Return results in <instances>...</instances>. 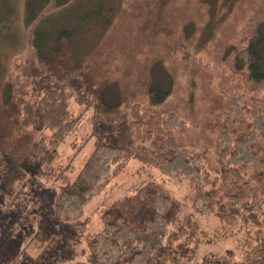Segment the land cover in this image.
<instances>
[{
    "label": "trees",
    "instance_id": "trees-1",
    "mask_svg": "<svg viewBox=\"0 0 264 264\" xmlns=\"http://www.w3.org/2000/svg\"><path fill=\"white\" fill-rule=\"evenodd\" d=\"M70 1L26 2L24 24L31 33L30 43L36 61L16 62L11 79L2 87L0 154L7 161L4 183L10 185V179L32 180L36 176L34 171L39 168L29 171L31 174L28 176V171L24 169L30 166V154L37 151V156L44 143L43 138L36 140L38 133H50L54 151L49 159L44 160L53 159L57 148L84 118V115H72L69 101L73 100L78 106L85 107L84 112H92L93 123L100 128L101 133L93 153L76 179L67 182L56 195L53 209L59 221L79 222L88 204L131 159L138 157L156 167L165 177L188 181L193 191V213L155 182L147 183L134 195L110 205L101 217L102 230L95 233L89 242L92 264H264V240L256 246L246 241L244 245L248 251L241 261L214 253L200 257L197 247H190L188 230L184 227L191 228L192 215L195 213L204 217L214 213L212 192L208 188L217 183V179L210 178L198 152L182 145L179 132L186 123L177 115L162 114L159 118L160 132L156 133L153 129L150 114L160 112L171 96L174 77L164 69L167 81L166 84H160L155 81L153 72L141 75L139 80H149L143 87L149 108L143 110L140 104L135 103L131 107L133 120H128L121 109L132 100H137L138 86L128 78H132L133 72L127 64L122 71L117 65L111 70L115 54L110 47H113V35L118 33L117 26L82 62H78L73 54V31L61 28L48 35L39 27L45 14L60 9ZM162 1L167 3L168 0ZM195 3L198 10L201 4L208 7L203 0H195ZM219 4L220 12L227 10L228 0H219ZM162 6L144 0L138 6L132 5L122 11L129 14H122V20L130 21L131 17L133 21L132 26H129L128 39L130 37L135 44L122 49L123 58L128 55L130 59H136L139 40L134 41L133 37L149 38L151 34L160 37L159 34L166 31L159 26L155 12L156 9L161 10ZM115 15L112 11L99 8L87 17L101 20L105 25L110 20L109 25H112ZM211 21H202L196 25L197 29L194 26L193 35L187 37V44L194 47L197 54L206 52L207 46L215 41L220 24L214 17ZM191 23V20L188 21L184 29ZM245 42L227 54L232 68L220 93L223 107L214 117L215 152L223 176L231 183L241 185L247 192L259 196L255 203L254 218L260 217L264 222V100L258 93L259 89H264V23ZM243 73L252 83L253 90L236 85L235 79H240ZM113 74L118 75L116 79L126 77V82L113 80ZM111 86L116 90L115 101L106 96V90ZM194 100L191 92L187 102L190 109L194 106ZM134 136L143 144L156 141L155 148H143V155L134 154L131 150ZM242 201L238 195L231 198L233 211L237 213ZM232 218L237 220L234 216Z\"/></svg>",
    "mask_w": 264,
    "mask_h": 264
},
{
    "label": "rangeland",
    "instance_id": "rangeland-1",
    "mask_svg": "<svg viewBox=\"0 0 264 264\" xmlns=\"http://www.w3.org/2000/svg\"><path fill=\"white\" fill-rule=\"evenodd\" d=\"M140 1L144 0H71L60 9L45 14L39 27L48 35L61 28L73 31V54L78 62H82L117 26L118 33L113 35V47H110L115 54L111 70L117 65L122 71L127 64L133 72L132 78H128L138 86L137 100H132L121 109L130 121L133 120L131 107L135 103L140 104L143 110L149 108L143 88L149 80H139L140 76L153 72L155 81L160 84H166L165 70L174 77L171 96L160 112L150 114L153 129L156 133L160 132L159 118L162 114L177 115L186 123L185 128L179 132L182 145L198 152L210 178L217 179V183L208 188L212 192L214 213L209 217L195 213L192 215L191 228L184 227L188 230L190 247H197L200 257L214 253L241 261L248 251L244 245L246 241L256 246L264 240V222L260 217L254 218L255 203L259 196L247 192L241 185L231 183L223 176L215 152L214 117L223 107L220 93L224 90L225 79L231 73L228 51L243 45L245 40L247 42L257 32L260 24L264 23L263 0H228L227 10L222 12L219 10V0H203L209 8L206 4H201L199 10L195 0H168L167 3L149 0L163 5L161 10L156 9L155 12L159 26L168 33L164 31L162 35L159 34L160 37L151 33L149 38L133 37L134 41L139 40V51L134 61L128 55L126 58L122 56L123 48L135 44L130 37L128 39L129 26H132L133 21L131 17L130 21H124L121 15L124 14L122 11L132 5L138 6ZM26 2L27 0H0V102L3 98L2 87L11 79L14 64L19 61H36L30 43L31 33L24 24ZM99 8L116 14L113 19L109 18L114 24L109 25V20L105 25L101 20L87 17ZM213 17L220 24L215 41L207 46L206 52L197 54L195 48L187 44V37L193 35L194 26L202 21L212 22ZM190 20L192 23L184 29ZM117 76L113 74L112 79ZM116 80L126 82L127 79L121 76ZM235 82L237 86L253 90L252 83L244 73ZM191 92L195 97L194 106H190L192 109L187 106ZM258 93L264 100V89H259ZM106 96L115 101L116 90L113 86L106 90ZM223 100L226 101L224 97ZM69 105L73 116L84 115V118L57 148L50 161L44 160L49 159L54 151L50 133L37 134L36 140L43 138L44 143L37 156V151L30 154L29 170L24 169L28 171V176L31 174L29 171L39 168L34 171L36 176L32 180L10 179L8 182L11 184H5L7 161L0 154V264H92L89 242L95 233L102 230L101 217L104 211L116 201L134 195L149 182L159 184L193 213V191L189 182L165 177L156 167L138 157L131 159L88 204L85 215L79 222L59 221L53 209L56 195L62 186L76 179L93 153L97 137L101 133L100 128L93 123L91 111L84 112L85 107L78 106L73 100L69 101ZM155 146L156 141L143 144L134 136L131 150L136 155H143V148L150 150ZM234 195L243 199L237 213L231 206Z\"/></svg>",
    "mask_w": 264,
    "mask_h": 264
}]
</instances>
